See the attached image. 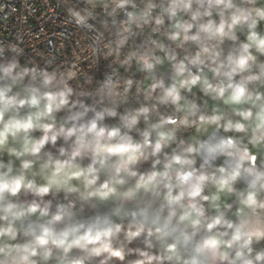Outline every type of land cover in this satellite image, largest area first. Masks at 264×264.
<instances>
[{
    "label": "clouds",
    "instance_id": "1",
    "mask_svg": "<svg viewBox=\"0 0 264 264\" xmlns=\"http://www.w3.org/2000/svg\"><path fill=\"white\" fill-rule=\"evenodd\" d=\"M40 4L39 61L0 41V264H264V0Z\"/></svg>",
    "mask_w": 264,
    "mask_h": 264
},
{
    "label": "built area",
    "instance_id": "2",
    "mask_svg": "<svg viewBox=\"0 0 264 264\" xmlns=\"http://www.w3.org/2000/svg\"><path fill=\"white\" fill-rule=\"evenodd\" d=\"M30 2H34L33 7H35L37 11L34 15L28 16L22 0H0V4H4L5 7L4 12L0 13V41H13L17 33L28 29L32 30V38L25 39V43L23 45L25 48V52L24 55L19 58L21 63H25L32 59H36L37 61H39V57H36L37 50H39L40 54H46L47 51H49L48 43L46 41L44 42L37 35L41 27L45 9L41 6L40 0H30ZM12 9H14V11ZM25 16L27 17V19L22 24L20 22L21 17ZM62 19V15L59 16L56 23H59ZM45 27L48 32H51L53 30L65 32H71L72 30L75 31L73 26L68 25H65L63 28L56 29H54V25H45ZM74 39H83V37L77 35L76 37H74ZM57 55L58 56L56 64L53 67L67 63V61L71 59V45H69V47L64 51L63 54L59 55V53H57ZM49 70H51V68ZM84 70L85 73L89 74V79H91V74L93 75L94 85L102 81L105 73L111 71L108 62L103 60H101L96 67H94L91 63L85 62ZM121 72L123 73V69H121ZM84 83V81H81V84ZM261 246H264V243H262Z\"/></svg>",
    "mask_w": 264,
    "mask_h": 264
},
{
    "label": "crops",
    "instance_id": "3",
    "mask_svg": "<svg viewBox=\"0 0 264 264\" xmlns=\"http://www.w3.org/2000/svg\"><path fill=\"white\" fill-rule=\"evenodd\" d=\"M63 115H64V113H63ZM149 166H150L149 163H145V164H144V167H145V168H147V167H149ZM262 243H264V242H262ZM127 260H130V259H128V258L126 257V261H127Z\"/></svg>",
    "mask_w": 264,
    "mask_h": 264
},
{
    "label": "trees",
    "instance_id": "4",
    "mask_svg": "<svg viewBox=\"0 0 264 264\" xmlns=\"http://www.w3.org/2000/svg\"><path fill=\"white\" fill-rule=\"evenodd\" d=\"M128 259H133V257H131V256H129V257H127Z\"/></svg>",
    "mask_w": 264,
    "mask_h": 264
},
{
    "label": "water",
    "instance_id": "5",
    "mask_svg": "<svg viewBox=\"0 0 264 264\" xmlns=\"http://www.w3.org/2000/svg\"><path fill=\"white\" fill-rule=\"evenodd\" d=\"M118 222H119V221H118ZM125 222H127V221H125ZM17 227H20V225L18 224Z\"/></svg>",
    "mask_w": 264,
    "mask_h": 264
},
{
    "label": "rangeland",
    "instance_id": "6",
    "mask_svg": "<svg viewBox=\"0 0 264 264\" xmlns=\"http://www.w3.org/2000/svg\"><path fill=\"white\" fill-rule=\"evenodd\" d=\"M59 115H61V116H62V115H63V113H60Z\"/></svg>",
    "mask_w": 264,
    "mask_h": 264
}]
</instances>
